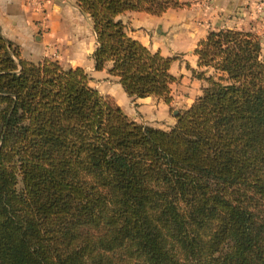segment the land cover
I'll return each mask as SVG.
<instances>
[{
  "label": "trees",
  "instance_id": "obj_1",
  "mask_svg": "<svg viewBox=\"0 0 264 264\" xmlns=\"http://www.w3.org/2000/svg\"><path fill=\"white\" fill-rule=\"evenodd\" d=\"M94 69L170 103L174 56L118 14L181 0H74ZM205 80L167 129L137 122L80 66L32 61L0 32V264H264V60L249 30L210 29ZM19 182V184H17Z\"/></svg>",
  "mask_w": 264,
  "mask_h": 264
},
{
  "label": "crops",
  "instance_id": "obj_2",
  "mask_svg": "<svg viewBox=\"0 0 264 264\" xmlns=\"http://www.w3.org/2000/svg\"><path fill=\"white\" fill-rule=\"evenodd\" d=\"M188 1L189 5H184L185 7H182L181 9L187 8V11H189L190 14H194L198 18L201 16V18L204 19V22L199 23V28H201L200 30H202V32L201 34H197L194 46L210 29L229 27L249 30L259 36L260 57L264 60V11L261 16L259 15L254 18L255 14L248 13L249 10L247 11L250 7L247 8L243 5L245 2L251 3L252 0ZM174 9L175 8H168L160 15H151L142 11H125L118 14L117 17L122 20L125 26L128 21V24L131 25L132 23H135V21H139V18H143L148 23L143 27L148 30L150 23L155 19L161 21V16L163 14ZM143 15L148 16L145 17ZM38 18V11L34 9L32 4L27 0H0V32L5 38L17 45L19 53L22 56L32 59L33 57H37L36 60H39V57L42 56L50 57L46 53L47 50L45 43L53 39V37L57 38L60 41L62 59L66 61L65 63L67 66L82 67L89 78V84L94 86L100 93L110 94L128 117L137 122H146V124L163 129L169 128L174 123V117L171 119L169 122L170 125L168 126L156 123L153 118V116L155 117L156 115L153 114V112L150 113V118H148V115L142 116L140 113H146L147 111H152L157 108L160 109L161 103L164 106H166V103L161 98L152 95L144 97L127 95L117 82L116 77L107 72V68L111 63L110 61H106L101 69H94L93 59L91 57V52L95 46L92 24L89 17L78 9L74 0H51V7L47 11V18L45 21L46 27L48 26L49 29L45 34H39L37 32ZM82 22L87 24L89 30L86 38L81 34L83 26ZM126 32L128 35L138 39L149 49H155V47L149 43L148 32L144 31L145 35H138L137 32H131L129 28ZM193 48L192 54L196 61V55L193 53ZM159 52L162 54L161 49ZM59 63L62 65V62ZM198 69H205L206 73L211 72V68L198 67ZM98 78H106V81H108L109 84L97 85L95 81ZM130 103L133 105H130Z\"/></svg>",
  "mask_w": 264,
  "mask_h": 264
},
{
  "label": "rangeland",
  "instance_id": "obj_3",
  "mask_svg": "<svg viewBox=\"0 0 264 264\" xmlns=\"http://www.w3.org/2000/svg\"><path fill=\"white\" fill-rule=\"evenodd\" d=\"M181 1L187 2L189 5L188 0ZM258 3H260V6L256 7ZM243 5L247 8L250 7L247 11L249 10L248 13L255 14L254 18L259 15L261 16L264 11V0H252L251 3L245 2ZM185 6L175 8L174 10H170L169 12L163 14L161 16V21L155 19L152 23H150L148 30L143 27L148 24L143 18H139V21H135V23H132L131 25L128 24V21L125 26L126 31H128L129 28L131 32H137L138 35L144 34V31L148 32L149 43L155 47L154 50L160 51L161 49L163 55L175 57V59L172 60L170 67L171 72L176 76V80L170 84V95L172 100L169 104H166V106L161 103L160 109L157 108L152 111H147L146 113H140L142 116L148 115V118H150V113L153 112V114L156 115L155 117L153 116L155 122L163 126L170 125L169 122L174 117L173 110L179 111L186 108L191 103L193 98L200 93L201 87L206 84L205 80L196 78L189 69L184 67V62L186 61L190 66L194 67L195 70H199L195 65V57L192 54V48L197 34H201L202 32V30H200L201 28H199V23L204 22V19L201 18V16L198 18L194 14H190V12L187 11V8L181 9ZM143 16L146 17L148 15ZM82 25L81 34L86 38L89 30L85 22H82ZM158 27L161 28L159 29ZM48 29L49 27L47 26L42 31L37 29V32L39 34H45L48 32ZM45 47L47 50L46 53L50 56L49 58L62 62L63 67H70L67 66L65 63L66 61L62 59L60 41L57 38L53 37V39L46 42ZM20 56L32 61H37V57H33L32 59L22 56L21 54ZM43 57L48 56L39 57V60ZM95 82L97 85L109 84L108 81H106V78H98ZM101 94L114 101L110 94ZM130 105L133 104L130 103ZM140 123L146 124V122L142 121H140ZM17 184H19V182Z\"/></svg>",
  "mask_w": 264,
  "mask_h": 264
},
{
  "label": "built area",
  "instance_id": "obj_4",
  "mask_svg": "<svg viewBox=\"0 0 264 264\" xmlns=\"http://www.w3.org/2000/svg\"><path fill=\"white\" fill-rule=\"evenodd\" d=\"M34 9H36L39 13V18L37 19V29L42 31L45 27V21L47 18V11L51 7V0H27ZM260 3L256 5V7H259Z\"/></svg>",
  "mask_w": 264,
  "mask_h": 264
},
{
  "label": "water",
  "instance_id": "obj_5",
  "mask_svg": "<svg viewBox=\"0 0 264 264\" xmlns=\"http://www.w3.org/2000/svg\"><path fill=\"white\" fill-rule=\"evenodd\" d=\"M177 110H173V113L176 114Z\"/></svg>",
  "mask_w": 264,
  "mask_h": 264
}]
</instances>
